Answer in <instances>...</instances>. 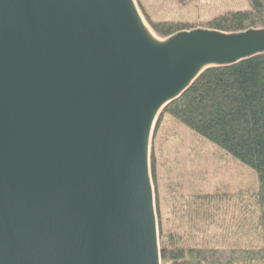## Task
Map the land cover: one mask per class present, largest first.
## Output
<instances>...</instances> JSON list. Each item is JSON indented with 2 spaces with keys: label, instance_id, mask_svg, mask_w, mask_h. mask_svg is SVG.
Here are the masks:
<instances>
[{
  "label": "water",
  "instance_id": "water-1",
  "mask_svg": "<svg viewBox=\"0 0 264 264\" xmlns=\"http://www.w3.org/2000/svg\"><path fill=\"white\" fill-rule=\"evenodd\" d=\"M264 28L161 39L136 0H0V264H161L156 122Z\"/></svg>",
  "mask_w": 264,
  "mask_h": 264
},
{
  "label": "trees",
  "instance_id": "trees-1",
  "mask_svg": "<svg viewBox=\"0 0 264 264\" xmlns=\"http://www.w3.org/2000/svg\"><path fill=\"white\" fill-rule=\"evenodd\" d=\"M177 1L186 6L196 0ZM246 1L247 9L200 24L153 21L137 3L155 34L165 39L199 27L227 33L263 29L264 0ZM165 120L248 166L257 181L235 192L176 195L168 213H157L161 264H264V53L207 69L163 110L157 129ZM154 159L155 154L150 158L155 180Z\"/></svg>",
  "mask_w": 264,
  "mask_h": 264
},
{
  "label": "rangeland",
  "instance_id": "rangeland-1",
  "mask_svg": "<svg viewBox=\"0 0 264 264\" xmlns=\"http://www.w3.org/2000/svg\"><path fill=\"white\" fill-rule=\"evenodd\" d=\"M136 2L153 21L192 24H200L227 11L248 8L246 0H196L186 6L177 0ZM162 115L163 111L156 122L150 146V158L155 154L156 177L155 180L152 177V182L156 214L160 209L161 213H168L173 199L178 194L189 196L194 194L191 192H235L255 186L257 175L252 169L181 124L165 120L163 126L157 129Z\"/></svg>",
  "mask_w": 264,
  "mask_h": 264
}]
</instances>
